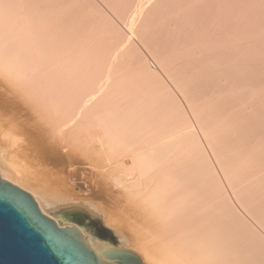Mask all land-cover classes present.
<instances>
[{"label": "bare ground", "instance_id": "1", "mask_svg": "<svg viewBox=\"0 0 264 264\" xmlns=\"http://www.w3.org/2000/svg\"><path fill=\"white\" fill-rule=\"evenodd\" d=\"M95 3L143 36L156 16L150 0H0V178L56 223L91 210L142 264H264V87L245 78L264 35L186 34L173 67L151 53L157 72Z\"/></svg>", "mask_w": 264, "mask_h": 264}, {"label": "water", "instance_id": "2", "mask_svg": "<svg viewBox=\"0 0 264 264\" xmlns=\"http://www.w3.org/2000/svg\"><path fill=\"white\" fill-rule=\"evenodd\" d=\"M56 220L0 178V264H142L91 210L69 205Z\"/></svg>", "mask_w": 264, "mask_h": 264}, {"label": "rangeland", "instance_id": "3", "mask_svg": "<svg viewBox=\"0 0 264 264\" xmlns=\"http://www.w3.org/2000/svg\"><path fill=\"white\" fill-rule=\"evenodd\" d=\"M197 1L198 0H183V1L182 0H150V3L152 2V4H150V6H153V7H150V8L147 7L148 11H149L150 15L153 12L152 15H154V13H155L156 16L155 15L152 16V17H154L153 19H155V20H153V19L150 20V24H151L150 31L148 32L147 35H144V36H143V34H141L140 31H139L140 32L139 33L138 31L136 32L133 30V32L135 33L134 34L133 32H130V30L128 28H126V27L123 28V25H121V24H122V22H124L123 20L126 19L125 17H122V20H119L121 18V16L120 15L117 16L114 14L111 15V13H109L107 11L108 7L106 5H105V7L99 3H95V5L99 8V10L102 13L107 14L113 20V22L115 21V23L118 24L119 29L122 31L121 32L122 35L126 34L128 36V38L131 40V43L133 44V46L135 48L139 49V51L141 53H143V55H145V57L147 58L149 68L151 70L157 71V72L159 71L157 68V62L155 61V58H153L155 56V54L158 53L162 56L167 55L165 58L168 57V59H170L169 60V67H173L174 60H177L178 58L173 57L174 58L173 59L172 57H169V56H171L174 51L177 53H181L180 50H182L181 48L184 45V43H183L184 39H185L184 36L186 34H187L186 36H188L187 37L188 40L191 41L193 39L194 41H198V42H201L203 44H206L208 47L212 46V44H210V41H211V43L214 44L215 40H218V39L221 40L225 34H227V35L233 34L232 36H234V35L238 34V31H240L238 34L239 36H240V33H241V36H243V34H246L244 36H246V38H249V39L251 38L252 40L254 38H258V37H261L264 35V0H236V1L235 0H226V1L225 0L224 1L223 0H199V1H201L199 9L195 10V3L194 2L197 3ZM190 3L192 4L191 8L194 5L193 9L195 10V12L193 9L190 8V10L188 9L189 11L186 10L187 12L181 13V10H182L181 8L186 7L185 4L188 5ZM157 5H158V7H157ZM217 6L220 8L222 6L223 9L228 8V10H229L228 13H230V15L228 16L227 20H229V21H227V20L223 21V18H221L223 12H220L221 13V16H220V13H219ZM156 7H157V9H155ZM243 7H245V8H243ZM240 8H242V9H240ZM244 9H245V11H244ZM157 10H158V12H157ZM178 10H180V12ZM148 11L146 10L147 13H148ZM188 12H189V15H188ZM242 12H243V14H242ZM210 14H212V15H210ZM217 14H218V16H217ZM172 15H174V16L172 17ZM168 16L172 18V20H170L169 25H172L174 23V24H176V28H181L179 26V23H181V21H183L182 18L186 19L187 16H188L187 21H191L192 23L189 24V22H188L187 27L185 24V26H183V28L180 32H178V31L176 32L173 30L174 29L173 25H172L173 27L168 26V23H167ZM216 16L218 17V19L216 18ZM115 18H116V20H115ZM203 19H205L204 20L205 23L203 22ZM156 20H157V23H156ZM151 21L153 23H151ZM213 22H214V30H213ZM230 22L231 23L233 22V24H230ZM238 22L240 23V26H239ZM224 23H226V25ZM220 24H221V26H220ZM227 25H228V27H227ZM216 26H217V29H216ZM222 27H223V29H221ZM169 28H170V30H169ZM235 28H236V30H235ZM241 28H242V30H241ZM209 29H210V31H209ZM137 30H139V29H137ZM168 31H170V32H168ZM206 31L208 34L206 33ZM224 31H225V33H224ZM203 32H205V33H203ZM221 32H223L222 37H221ZM211 33L213 34V36ZM190 34L193 36V38ZM182 35H183V38H182ZM214 35H215V37H214ZM143 37H144V39H143ZM208 38H211V40ZM187 39H185V40H187ZM259 39L258 40L256 39L257 41L260 42L259 44L256 43L253 45L252 42H251V44L249 43L250 41L248 42V44L250 45V49L256 48L255 52H252L251 50H249V48L247 49L248 50L247 53L249 54V57L246 60V64L249 61V66L247 68H248V70H250V72H252V76L251 77H245V78L248 80L247 83L249 84L250 88H252V87L253 88H263L264 87V79H262V77L264 76V72H263V70H264V58H263L264 57V40L262 41V39H264V37H261V40H259ZM251 45H252V47H251ZM155 49H156V51H155ZM261 51H263V52H261ZM152 52H153V54L155 52L154 56H152V54H151ZM256 55H258L259 58L256 57ZM253 57H255V58H253ZM250 58H253V59H250ZM254 63H256V64H254ZM250 64H252V65H250ZM260 73H262V74H260ZM258 74H259V76H258ZM161 76H162L164 83L169 87V89L172 91V93H174V95L177 98L179 97L180 104L182 105L184 103L183 107L187 113L188 110H187V107L185 104V100L183 98H181V94H180L179 90L177 89V87L168 78L167 74H165L163 72V74H161ZM245 78H244V80H245ZM242 79H243V77H242ZM258 79H259L258 83H254V82H257ZM196 83L197 84H195V86H193V87H194V89H196V91L200 90L201 92H199V93L204 92L203 88L205 89V91H206V89L208 91L211 89V87L210 88L203 87L202 83L201 84H198V82H196ZM253 84H255V85L253 86ZM199 87H201V88L198 90ZM215 90L216 89L214 88V91ZM209 93H211V91ZM261 93L263 94V91H261ZM199 95H202V94H199ZM207 95H210V94H207ZM210 97H211V95H210ZM180 99L183 101L181 102ZM263 103H264V101H263ZM262 111H264V107L260 110V113ZM261 116L264 117V112L261 113Z\"/></svg>", "mask_w": 264, "mask_h": 264}]
</instances>
